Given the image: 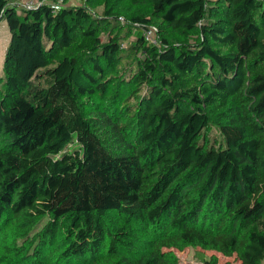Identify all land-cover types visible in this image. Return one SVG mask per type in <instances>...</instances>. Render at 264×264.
I'll use <instances>...</instances> for the list:
<instances>
[{"label":"trees","instance_id":"16d2710c","mask_svg":"<svg viewBox=\"0 0 264 264\" xmlns=\"http://www.w3.org/2000/svg\"><path fill=\"white\" fill-rule=\"evenodd\" d=\"M1 20L0 264H262L264 0H0Z\"/></svg>","mask_w":264,"mask_h":264},{"label":"rangeland","instance_id":"374dc122","mask_svg":"<svg viewBox=\"0 0 264 264\" xmlns=\"http://www.w3.org/2000/svg\"><path fill=\"white\" fill-rule=\"evenodd\" d=\"M21 0H11L12 3ZM23 1V0H22ZM67 4H77L81 3L82 0H64ZM102 9V5H97V11L100 12ZM138 12L142 14H148L145 8H138ZM10 33L7 28V24L5 20L0 21V72L3 69V58L4 53L9 42ZM134 39V35H129L126 39H124V43L128 44L130 41ZM113 70V69H111ZM114 75H116L119 79L126 72L125 68H119L118 70H113ZM112 91V90H111ZM105 99V98H104ZM104 99L101 96H91L88 98L89 103L94 107H100ZM106 101V100H105ZM203 138L210 142L211 144L220 145L223 144V138L220 131L213 125L209 124V126L204 130ZM173 253L176 256V264H207L209 261L215 260L214 264H239V261L235 256H225L215 250H205L200 247L187 246L183 250L172 249ZM264 264V261L262 262Z\"/></svg>","mask_w":264,"mask_h":264},{"label":"built area","instance_id":"2783aa9c","mask_svg":"<svg viewBox=\"0 0 264 264\" xmlns=\"http://www.w3.org/2000/svg\"><path fill=\"white\" fill-rule=\"evenodd\" d=\"M15 4L22 9H32L41 4H50L54 7H62L69 5L65 3L64 0H23V1L21 0ZM120 20L124 21L122 17L120 18ZM157 32H158L157 27L154 25H150L144 29L143 36L147 42L158 45L159 40H158Z\"/></svg>","mask_w":264,"mask_h":264},{"label":"crops","instance_id":"0c3cea01","mask_svg":"<svg viewBox=\"0 0 264 264\" xmlns=\"http://www.w3.org/2000/svg\"><path fill=\"white\" fill-rule=\"evenodd\" d=\"M18 2H19V1H18ZM18 2L16 1L15 3H18ZM11 3H12V2H11ZM15 3H14V4H15Z\"/></svg>","mask_w":264,"mask_h":264}]
</instances>
